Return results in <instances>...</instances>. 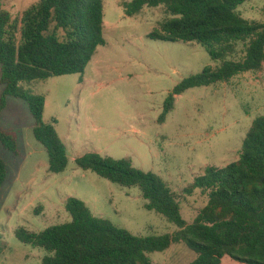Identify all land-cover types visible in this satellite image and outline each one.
Wrapping results in <instances>:
<instances>
[{"label":"rangeland","instance_id":"1","mask_svg":"<svg viewBox=\"0 0 264 264\" xmlns=\"http://www.w3.org/2000/svg\"><path fill=\"white\" fill-rule=\"evenodd\" d=\"M39 1L0 3L13 18H20ZM130 2L104 0L106 44L98 48L83 75L19 85L21 92L44 99L43 121L54 126L67 149L64 173H49L48 156L33 136L35 122L25 101L9 98L0 114L1 126L17 136L19 153L0 150L7 166L0 189V264H42L49 253L20 243L15 231L40 233L71 222L65 210L70 197L84 202L95 217L137 237L179 230L145 208L138 188H124L80 170L75 161L86 154L128 161L137 170L159 176L175 194L185 222L192 224L206 207L208 195L195 191L189 196L185 189L208 168L224 169L238 161L253 122L264 116L263 65L261 71L241 74L228 83L186 91L159 124L164 102L178 84L221 63L212 61L196 43L150 40L148 36L169 16L159 7L144 8L129 18L123 5ZM239 13L249 22L264 24V0H248ZM237 50L229 60L245 58L246 44ZM2 93L0 85V102ZM31 151L35 157L29 159ZM40 207L59 212L44 219ZM196 257L182 244L149 255L153 264H191ZM221 264L239 263L226 257Z\"/></svg>","mask_w":264,"mask_h":264},{"label":"trees","instance_id":"2","mask_svg":"<svg viewBox=\"0 0 264 264\" xmlns=\"http://www.w3.org/2000/svg\"><path fill=\"white\" fill-rule=\"evenodd\" d=\"M248 0H132L123 5L129 18L144 8L163 7L169 18L148 38L167 43H196L214 62L178 84L167 96L163 124L176 98L186 91L228 83L236 76L256 73L264 65V24L249 22L239 13ZM246 44L242 61L229 60L238 45ZM104 0H40L20 18L0 3V114L9 98L26 102L34 119L33 136L48 156L49 173L62 174L68 166L67 149L54 126L43 121L45 101L19 90L22 83L83 75L105 46ZM0 149L18 155L17 136L0 123ZM77 167L124 188L136 187L145 208L179 229L172 235L137 237L111 222L95 217L86 204L70 198L65 210L71 222L35 233L15 231L16 239L49 253L42 264H153L150 254L185 245L197 255L191 264H221L226 257L239 264H264V116L256 119L243 142L239 160L224 169L208 168L185 189L208 195L206 207L192 224L182 217L180 203L159 176L135 169L128 161L86 154ZM7 167L0 155V189ZM3 249L0 247V255Z\"/></svg>","mask_w":264,"mask_h":264},{"label":"crops","instance_id":"3","mask_svg":"<svg viewBox=\"0 0 264 264\" xmlns=\"http://www.w3.org/2000/svg\"><path fill=\"white\" fill-rule=\"evenodd\" d=\"M3 128V127H2ZM5 129V128H4ZM5 130H8V129H5ZM10 131H12V130H10ZM18 141V140H17ZM34 149V148H33ZM1 150V149H0ZM3 150V149H2ZM7 152V151H6ZM10 153V152H9ZM2 157H3V155H2ZM33 157H35L34 156V154H33V152L31 151L29 154H28V158L29 159H32ZM7 167V166H6ZM6 178H7V176H6ZM6 181V180H5ZM4 185V184H3ZM70 198H73V197H70ZM70 198H68V199H70ZM67 199V200H68ZM66 200V201H67ZM65 201V202H66ZM64 202V203H65ZM87 206V205H86ZM59 209H56V210H48V209H44L43 207H40L39 209H38V211L40 212V214H42V216H43V218L44 219H48V218H50V216H52V215H57L58 214V211ZM36 213H37V211H36ZM53 217H51V219H52ZM29 230V229H28ZM29 231H31V230H29ZM33 232V231H32Z\"/></svg>","mask_w":264,"mask_h":264}]
</instances>
